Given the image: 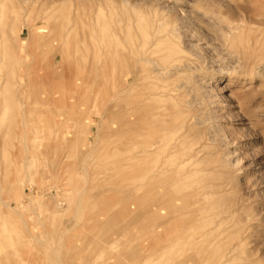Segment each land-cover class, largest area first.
Instances as JSON below:
<instances>
[{"label":"rangeland","instance_id":"obj_1","mask_svg":"<svg viewBox=\"0 0 264 264\" xmlns=\"http://www.w3.org/2000/svg\"><path fill=\"white\" fill-rule=\"evenodd\" d=\"M151 263L264 264V0H3L0 264Z\"/></svg>","mask_w":264,"mask_h":264},{"label":"bare ground","instance_id":"obj_2","mask_svg":"<svg viewBox=\"0 0 264 264\" xmlns=\"http://www.w3.org/2000/svg\"><path fill=\"white\" fill-rule=\"evenodd\" d=\"M2 5H3V0H0V6H2ZM129 112H130L129 114H130L131 118H134L136 116V120L132 121L131 125L135 126L136 124L140 123V124L143 125L144 128L146 127V129H147V125L149 123H151L150 121L152 119H154L155 117L161 116L160 114L152 115L150 113V111L147 112V108L146 107H144V106L143 107H140V106L138 107V106L135 105V103H133L131 105V109H130ZM137 116H139V117H137ZM132 132H135V129H132ZM136 146H137L136 145V141H135V139L133 137L130 140V149L134 150L136 148ZM161 149L162 148L160 147L159 143H148V142L146 143L145 147L143 148L142 155H141L142 156L141 160H142V163L146 167L147 170L143 173L142 180L148 187L153 185L156 182H159L161 177L165 173L163 170L157 171V172H153L150 169L148 170V167H150L151 164H152V156L158 154L159 152H161ZM194 159H195L194 156L189 158L185 162V164L192 163L194 161ZM151 191L152 190H150L149 188L146 191L145 206H144V210H143L144 215L146 217H150V218L153 217V216L154 217H160V218H166L168 216V214L170 213V211H174L173 207H171L168 204H164L161 200H158V201H155L154 203H152V201H153V199H152L153 198V193ZM180 224H181V222H180ZM182 225L184 227L185 224H182ZM160 226H161V224H160Z\"/></svg>","mask_w":264,"mask_h":264}]
</instances>
